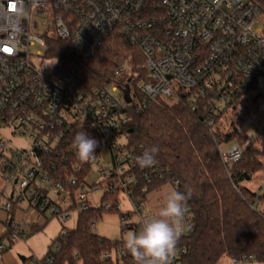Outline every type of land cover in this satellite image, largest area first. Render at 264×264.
Listing matches in <instances>:
<instances>
[{
    "label": "built area",
    "instance_id": "2783aa9c",
    "mask_svg": "<svg viewBox=\"0 0 264 264\" xmlns=\"http://www.w3.org/2000/svg\"><path fill=\"white\" fill-rule=\"evenodd\" d=\"M42 15H47L51 30L38 36L33 30ZM113 36L137 48L145 60L147 80L139 87L144 102L138 106L133 77L129 75L126 83L118 81L130 69L128 65L115 71L111 84L85 93L74 70L48 72L42 67L52 62L48 56L31 54L37 45L47 51L48 40L56 38L70 42L80 58L89 59ZM248 88H254L253 93L264 88V0H0V176L19 190L3 209L8 213L13 203L26 199L30 208L49 210L65 223L70 212L93 207L89 197L100 194V206L120 214L124 231H139L138 220L152 215L147 186L153 183V175H145L147 186L138 194L135 153L119 141L131 121L130 110L141 112L162 99L184 103L196 112L199 102L207 100L205 124L212 132L214 117ZM118 91L120 97L115 95ZM126 91L131 103L125 100ZM85 126L99 134L105 147L89 161L92 169L82 183L81 165L72 164L71 174L68 169L60 173L51 158L62 160L61 147L69 135ZM18 138L24 139L25 146L13 143ZM228 146L222 150L217 145L226 167L243 155L241 145ZM157 178L164 180L162 174ZM75 187L81 208L70 210ZM52 189L68 202L66 209L48 198ZM254 193L257 199L250 208L257 211L264 202L260 199L264 184ZM121 200L127 201L128 211L120 210ZM186 223L189 228L172 264H181L187 254L182 241L194 231L189 207ZM28 231L27 224L14 221L10 242L24 239ZM5 249L1 244L0 250ZM100 259L105 264H134L125 247L111 248ZM248 263L264 264L254 257L232 260V264Z\"/></svg>",
    "mask_w": 264,
    "mask_h": 264
},
{
    "label": "trees",
    "instance_id": "16d2710c",
    "mask_svg": "<svg viewBox=\"0 0 264 264\" xmlns=\"http://www.w3.org/2000/svg\"><path fill=\"white\" fill-rule=\"evenodd\" d=\"M47 56L55 63L57 74L74 70L79 77V86L85 93L111 84L115 71L129 60V64H133L131 86L137 98L135 105L144 102L138 84L147 80L145 60L137 48L130 46L121 37L109 38L102 49L89 59L80 58L70 42L52 38L48 40ZM253 91L254 88L246 89L243 95L240 94L239 100L219 111L214 117L216 124L212 132L205 124L207 100L199 102L196 112L184 103L169 105L162 99L150 103L141 112H129L131 121L123 132L126 142L124 149L134 151L136 161V157L145 150L159 147L156 162L152 166L142 168L137 165L133 170L140 177L138 194L147 186L145 175H153V183L147 186L150 193L167 185L181 192L192 189L193 194L187 201V207L193 215L194 231L182 241L187 254L181 264H220L225 258L241 261L248 257L264 263V215L250 208L257 197L244 186L247 178L251 180L255 174L264 170V150L252 143L248 136L242 135L236 127L243 122L237 114L242 99L249 102ZM260 99V95H257L251 102L257 105ZM229 112L237 116L234 121L229 120L231 130L223 132V129L216 126ZM80 131H86L90 137L99 141L95 152L100 155L105 147L103 140L99 134L85 126L74 130L61 147V156L68 160L66 164H63V158L51 159L57 163L56 169L60 173L68 169V174H71L72 164L81 165L83 171L79 178L83 183L92 165L89 162L81 164L71 148L74 136ZM234 143L241 145L243 155L237 163L226 167L217 145ZM158 174H162L164 180H158ZM174 181L178 182L177 186H173ZM76 189L72 188L70 210L81 208L76 203ZM260 199L264 201V196ZM9 200L12 198L9 197ZM105 200L106 197L102 199ZM16 207L17 204L13 203L7 213L5 232L0 238V245L5 243L6 249L0 252H5L13 245L10 237ZM37 211L46 216L47 210L37 208ZM108 213L103 205L80 211L75 229L62 227L57 242L60 250L55 251L54 246L49 247L47 255L38 261L39 264H50V261L51 264H105L100 259L102 253L114 247H124L122 241H109L93 232L92 224ZM31 232H38V229L32 227ZM76 255L78 258H75Z\"/></svg>",
    "mask_w": 264,
    "mask_h": 264
},
{
    "label": "rangeland",
    "instance_id": "374dc122",
    "mask_svg": "<svg viewBox=\"0 0 264 264\" xmlns=\"http://www.w3.org/2000/svg\"><path fill=\"white\" fill-rule=\"evenodd\" d=\"M39 27L33 30V34L42 36L47 31L51 30L49 27V21L47 15H42L38 20ZM41 54L42 58H45L47 55V51L45 48L37 45L31 48L32 56H36L37 53ZM128 65L130 69L127 70L122 76L118 78V81L121 83H126L128 81L129 75L134 77V73L132 71L133 64H129V60L124 63ZM123 64V65H124ZM46 69V71L50 72L55 69V63L46 61L44 65H42ZM141 82L138 84V88L140 87ZM117 97L121 96V92L115 93ZM260 95L261 99L257 105L252 104L251 99L255 96ZM252 97V98H251ZM249 102H246L242 99V105L239 106L238 115L242 118V124L236 125L238 131L245 136L249 137V140L254 143L261 150H264V88H261L259 91L254 92L251 96ZM244 98V97H243ZM169 105H173L176 102L171 100H165ZM218 107L221 108V104H218ZM236 116H232L229 112L223 116L220 123L217 124V128L223 129V132H229L231 130V126L229 125V120L234 121ZM22 138L14 139L13 143L20 146H25V141ZM121 144H125V139L122 138L119 140ZM229 148L228 145L221 144L222 150H227ZM264 184V170L258 174H255L251 180L246 181L244 186L251 191H257L259 187ZM167 188H173L170 185L163 186L160 190L150 193L147 196V207L150 213H154L157 209V206L161 203V195L163 190ZM15 192L19 193V190L13 186V183H6L0 176V227L3 228V222L5 218L2 217V213H5L7 216L6 210L3 209V205L9 202V197L11 194ZM51 199H55L63 209H66L68 206V202L62 197H59L54 189L50 190L48 193ZM101 195L96 194L89 197V201L93 207H98L101 204ZM28 202L25 199L24 201L19 203L20 207L26 208L28 207ZM129 205L126 200H121L120 202V210L122 212L128 211ZM29 211L37 213V211L33 208L29 207ZM257 211L260 213H264V202H261L257 206ZM46 218H42V222L40 225L44 226L43 231L38 232H28L27 236L16 242L12 245L11 249L22 250L19 256L29 259L27 262H22L23 264H32L34 261H39L43 259L48 251L49 247H56L58 242V235L61 232L62 227H65L69 230H73L76 227L78 221V212L72 211L70 212V218L65 223H62L59 217L52 215L50 211H46ZM18 223V222H17ZM94 234L106 238L109 241H124L126 234L130 231H124L121 221L120 214L118 212L108 213L103 216L101 220H99L95 227L93 228ZM10 249V250H11ZM220 264H232V260L229 258H225L220 262ZM254 264V263H248Z\"/></svg>",
    "mask_w": 264,
    "mask_h": 264
},
{
    "label": "clouds",
    "instance_id": "9594fccd",
    "mask_svg": "<svg viewBox=\"0 0 264 264\" xmlns=\"http://www.w3.org/2000/svg\"><path fill=\"white\" fill-rule=\"evenodd\" d=\"M98 146L99 141L86 131L76 133L71 143L75 157L81 164L95 159ZM158 153V146L145 150L136 157L137 165L142 168L152 166ZM192 194L191 188L184 192L176 188L163 190L156 211L138 220L139 231L126 234L124 247L134 264H172L177 245L189 228L186 223L187 201Z\"/></svg>",
    "mask_w": 264,
    "mask_h": 264
},
{
    "label": "crops",
    "instance_id": "0c3cea01",
    "mask_svg": "<svg viewBox=\"0 0 264 264\" xmlns=\"http://www.w3.org/2000/svg\"><path fill=\"white\" fill-rule=\"evenodd\" d=\"M2 217L5 218V221L2 223L3 228L0 227V238H2L4 235L5 223L7 220V216L5 213H2ZM42 218L47 219L46 216H44L39 211H37V213L29 211V205H28V207L23 208V207H20L18 204L17 207L15 208V211H14V221L18 222V223L27 224L28 229H29L28 232H31L32 227H36V229H38V231H43L46 223L44 224V226L40 225L42 222ZM11 247L8 250H6L5 252H0V264H23L25 261H21L19 258V257H21V256H19V254L22 250H19L17 248H16V250H13V249H11Z\"/></svg>",
    "mask_w": 264,
    "mask_h": 264
},
{
    "label": "water",
    "instance_id": "95a60500",
    "mask_svg": "<svg viewBox=\"0 0 264 264\" xmlns=\"http://www.w3.org/2000/svg\"><path fill=\"white\" fill-rule=\"evenodd\" d=\"M125 100H126L127 103H131V97H130L129 91L125 92ZM249 180H250L249 178L246 179V181H249ZM19 258H20L21 261H25L26 260V258H24V257H19Z\"/></svg>",
    "mask_w": 264,
    "mask_h": 264
}]
</instances>
